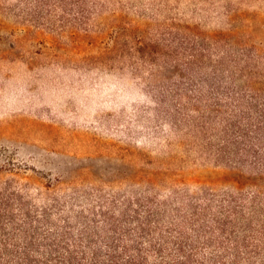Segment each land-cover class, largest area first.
I'll use <instances>...</instances> for the list:
<instances>
[{
	"label": "rangeland",
	"instance_id": "1",
	"mask_svg": "<svg viewBox=\"0 0 264 264\" xmlns=\"http://www.w3.org/2000/svg\"><path fill=\"white\" fill-rule=\"evenodd\" d=\"M245 68L263 76L264 0H0V189L264 202V172L219 158L230 112L197 91Z\"/></svg>",
	"mask_w": 264,
	"mask_h": 264
},
{
	"label": "trees",
	"instance_id": "2",
	"mask_svg": "<svg viewBox=\"0 0 264 264\" xmlns=\"http://www.w3.org/2000/svg\"><path fill=\"white\" fill-rule=\"evenodd\" d=\"M197 91L207 109L216 100L214 112H230L219 158L264 172V73L216 70L208 94ZM262 194H97L41 206L5 186L0 264H264Z\"/></svg>",
	"mask_w": 264,
	"mask_h": 264
}]
</instances>
